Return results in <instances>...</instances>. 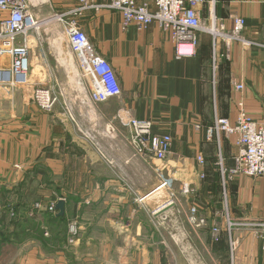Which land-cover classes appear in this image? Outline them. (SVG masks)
I'll return each instance as SVG.
<instances>
[{"label":"crops","instance_id":"obj_1","mask_svg":"<svg viewBox=\"0 0 264 264\" xmlns=\"http://www.w3.org/2000/svg\"><path fill=\"white\" fill-rule=\"evenodd\" d=\"M22 1L41 26L72 20L69 13L79 6L76 0ZM210 12L229 33L235 18L245 20L240 39L220 46L218 77L206 34L193 56L179 57L156 24L140 30L125 26L115 10L85 11L77 20L121 87L120 97L100 104L81 91L76 95L68 65L60 61L65 52L59 60L41 39L29 40L30 83L0 85V264H264L255 231H227L228 219L264 223V178L226 182L221 170L234 167L237 138L208 136L216 119L236 121L240 103L264 123V0H209L203 17ZM76 66L70 60L72 73ZM47 84L58 96L50 113L32 99L35 87ZM62 86L64 95L56 91ZM130 118L151 121L155 135L172 137L166 164L134 157L122 123ZM169 178L172 189L161 186ZM61 200L63 215L48 210ZM188 216L192 225L185 228Z\"/></svg>","mask_w":264,"mask_h":264},{"label":"built area","instance_id":"obj_2","mask_svg":"<svg viewBox=\"0 0 264 264\" xmlns=\"http://www.w3.org/2000/svg\"><path fill=\"white\" fill-rule=\"evenodd\" d=\"M76 1L79 6L69 13L74 18L65 21L64 17H60L59 21L65 26L70 52L76 57L80 72L78 84L82 87L84 96L94 104L106 103L120 97L121 87L113 66L97 54L77 20L85 11L115 10L122 14L125 26L136 25L140 30L156 24L169 35L179 57L193 56L199 45L200 35L209 34L213 37L215 61L217 55L219 56L221 44H225L228 48L231 42L240 39V33L245 28L243 18L234 19V29L231 33L227 32L223 22L213 12L204 18L202 11L209 0H146L147 2L142 5L136 0H112L110 5H96L92 0ZM38 26V21L22 0H0V61L9 60L6 68H3L5 64L1 63L0 85L14 88L30 83L27 35ZM235 89L243 91L244 85L237 83ZM32 99L40 110L49 113L58 103V96L51 85L36 86ZM65 112L72 119L70 106L65 107ZM122 123L129 128L127 141L134 151V157L167 162L172 152V137L155 135L151 121L130 118ZM215 135L219 138H237L238 153L234 158V167L228 171L230 179L239 176L264 178V123L254 121L247 114L242 103L239 104V113L235 122L218 118L208 128L209 139ZM197 161L200 165L205 163L202 155L197 157ZM222 172L225 174V171ZM172 184V179H163L161 186L171 189ZM55 210L56 207L51 205L49 211ZM200 223L204 224V220ZM234 229L255 231L262 240L264 248V223H233L228 219L229 235ZM220 236L221 228L216 224L213 225V240L218 241ZM237 247V241L232 240V253Z\"/></svg>","mask_w":264,"mask_h":264},{"label":"rangeland","instance_id":"obj_3","mask_svg":"<svg viewBox=\"0 0 264 264\" xmlns=\"http://www.w3.org/2000/svg\"><path fill=\"white\" fill-rule=\"evenodd\" d=\"M67 33H66V30H65V26L64 25H62V24H60V23H55V22H52V23H48V24H46V25H39L38 26V28L36 29V30H33L32 32H30L27 36H28V41L29 40H32V38L33 37H36V38H39V39H41L42 40V43L44 44V47H45V52L47 53V54H50V53H57V55H58V57H59V60H60V55H59V53H60V51H63V52H65V55L63 54L62 55V59L60 60L61 62L64 60V61H66V63H67V65H68V68H67V66H65V68H66V71H67V75L70 77V78H72L73 77V81H74V86H76V89L75 90H77L78 91V93H76V95H78V94H80V91H81V93H82V96H84V94H83V89H82V87L78 84V75H80V72H79V69H78V66H76V70L77 71H75V73H72L73 71H70V69H69V63H70V60H72V61H76V57L70 52V49H69V47H68V41H67V35H66ZM206 35H208L209 37H211V40H212V47H213V37L211 36V35H209V34H206ZM223 43V42H222ZM223 44H221V46H222ZM226 46V45H225ZM226 48H227V46H226ZM214 50V49H213ZM220 50H221V48H220ZM219 53H220V51H219ZM220 55V54H219ZM226 56V58H227V54H225ZM223 57V56H222ZM220 58V56H218L217 55V58H216V61L214 60V53H213V58H212V71H213V74L215 75V76H219V73H220V69H221V61H222V58L221 59H219ZM217 67V69H215ZM64 75L66 76V73H64ZM57 76H60V75H57ZM63 76V75H62ZM63 79L64 80H66V77H64L63 76ZM62 84L65 86V87H67L66 85H65V83H63L62 82ZM47 85H49V84H47ZM68 85V84H67ZM51 86H53V85H51ZM65 87H63L62 86V88L59 90L58 88L56 89V91H62V93L61 94H63L64 95V91H67V88H65ZM44 112V111H43ZM128 128V127H127ZM129 129V128H128ZM98 147V146H97ZM222 162V161H221ZM166 164V163H165ZM230 169H225V168H223L221 171H225V174H224V177H225V179H226V177H227V181L226 182H228L229 183V179H230V177H229V175H228V171H229ZM222 174H223V172H222ZM236 178V177H235ZM173 180V179H172ZM225 182V181H224ZM225 182V183H226ZM227 183V184H228ZM173 186H174V183L172 184V186H171V189L173 188ZM223 188H224V186H223ZM225 192V191H224ZM152 201L151 200H147L145 203H147V204H150ZM172 203H174L175 204V202H172ZM39 205V204H38ZM38 205H37V207H38ZM57 205H58V202L57 203H54V206L55 207H57ZM40 206V205H39ZM50 208V207H49ZM49 208H48V210H49ZM225 208V210H226V204H224V207H223V209ZM183 209L184 210H187L188 211V209H187V207L186 206H184L183 207ZM55 211H57V209L55 210ZM191 216H188V217H185L184 218V220H183V227H185V228H187V227H191ZM233 222V221H232ZM10 223H12V222H10ZM233 223H237V222H233ZM238 230V229H237ZM187 233V232H186ZM221 237V236H220ZM220 237H219V239H220ZM213 241H215V240H213ZM235 241H236V239H235ZM236 251L237 250H235L233 253H236Z\"/></svg>","mask_w":264,"mask_h":264},{"label":"water","instance_id":"obj_4","mask_svg":"<svg viewBox=\"0 0 264 264\" xmlns=\"http://www.w3.org/2000/svg\"><path fill=\"white\" fill-rule=\"evenodd\" d=\"M172 208H174V204H171L166 209L169 210V209H172ZM56 209L61 212V215H63L64 211H65V201H63V200L59 201Z\"/></svg>","mask_w":264,"mask_h":264}]
</instances>
